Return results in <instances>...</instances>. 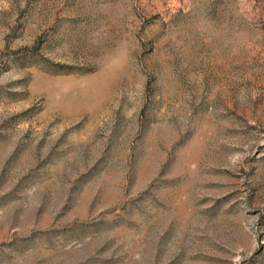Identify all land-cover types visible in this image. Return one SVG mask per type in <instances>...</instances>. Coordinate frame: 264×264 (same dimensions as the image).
I'll return each mask as SVG.
<instances>
[{
    "label": "rangeland",
    "instance_id": "rangeland-1",
    "mask_svg": "<svg viewBox=\"0 0 264 264\" xmlns=\"http://www.w3.org/2000/svg\"><path fill=\"white\" fill-rule=\"evenodd\" d=\"M0 264H264V0H0Z\"/></svg>",
    "mask_w": 264,
    "mask_h": 264
}]
</instances>
